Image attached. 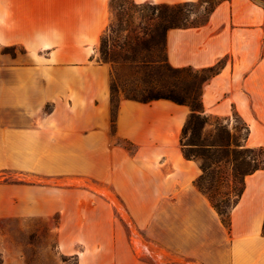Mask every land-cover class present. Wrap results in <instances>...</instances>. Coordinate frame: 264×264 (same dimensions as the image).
<instances>
[{"label": "crops", "instance_id": "0c3cea01", "mask_svg": "<svg viewBox=\"0 0 264 264\" xmlns=\"http://www.w3.org/2000/svg\"><path fill=\"white\" fill-rule=\"evenodd\" d=\"M256 8L252 0L224 1L206 25L169 30L166 53L174 68L202 70L222 63L204 86L205 112L228 118L235 110L250 130L246 146L264 148V52L237 51L238 35L262 22ZM109 26V0H0V47L21 48L36 64L46 63L11 68L18 76L11 81L24 92L22 99L55 108L46 117L54 126L26 127L18 145L3 148L0 165L38 173L85 172L112 187L136 230L149 240L150 254L165 251V264H264V170L245 178L228 229L194 185L199 163L182 154L188 106L121 99L112 133V66L97 58ZM46 87L51 95H45ZM59 108L70 113L61 115ZM6 189L10 196L0 200V218H43L62 211L60 199H50L44 187Z\"/></svg>", "mask_w": 264, "mask_h": 264}, {"label": "rangeland", "instance_id": "374dc122", "mask_svg": "<svg viewBox=\"0 0 264 264\" xmlns=\"http://www.w3.org/2000/svg\"><path fill=\"white\" fill-rule=\"evenodd\" d=\"M252 1L257 6L256 13L260 12L262 15V22L258 27H245L244 34L238 35L237 51L243 53L264 52V0ZM133 2L135 0H109L110 25L116 23L118 7ZM241 7L244 8L242 5ZM204 10L201 9L202 12ZM138 22L134 20L135 25ZM114 37L113 34L111 39ZM97 58L100 62V51ZM41 62L43 60L36 64L21 48L0 47V157H3V148L20 143L21 134L26 127L54 126L51 119L49 123L46 119L55 109L53 104L41 106L35 101L22 99L24 92L11 81L18 77L11 74V68L46 65ZM112 78L113 73L111 81ZM117 86L114 103L126 99L121 92L120 81ZM44 91L45 95L52 94L51 87H46ZM57 110L61 115L70 113L68 108ZM212 117L211 125L204 131V137L209 139L215 133L216 124L220 123L221 126L228 127L231 133V149L234 148V143L244 144L246 131L239 117L233 113L228 118L218 117L220 120L217 121ZM43 120H46L44 124ZM111 131H116L113 104ZM45 142L46 146H52V138L47 137ZM119 142L130 150L133 149V146L124 141ZM222 168L221 190L228 193L234 185L240 188V179L233 178L231 164ZM13 185L44 187L50 199H60L62 211L43 218H0V264H153L151 260L155 259L159 264H165V251L157 249V253L150 254L147 248L151 246L149 240L141 231L136 230L113 188L91 180L85 172L38 173L21 167L0 165L2 203L10 196L6 186ZM234 200L235 197H231V201Z\"/></svg>", "mask_w": 264, "mask_h": 264}, {"label": "trees", "instance_id": "16d2710c", "mask_svg": "<svg viewBox=\"0 0 264 264\" xmlns=\"http://www.w3.org/2000/svg\"><path fill=\"white\" fill-rule=\"evenodd\" d=\"M224 1L228 0H198L174 5L149 2L120 5L116 9V23L110 25L101 38L100 62L111 64L113 69L111 97L114 115L118 103H114L113 99L118 92L119 81L127 100L141 103L168 100L189 107L190 114L180 138L182 154L186 160L199 163L201 175L194 185L207 196L222 223L229 229L231 212L243 194L245 178L264 170V148L246 146L250 130L235 110L233 114L243 121L246 131L244 144L234 143L231 149V133L220 123L216 124L215 133L209 139L204 137V131L211 125L213 117L205 112L203 90L220 72L222 63L202 70L174 68L169 64L166 53L169 30L206 25L217 6ZM111 8L115 11L113 5ZM201 9L205 10L202 12ZM134 20L139 21L137 25ZM113 34L115 37L111 39ZM215 120L220 119L215 117ZM228 164H231L233 178L240 179V188L234 185L225 193L221 190V170ZM231 197H235L233 202Z\"/></svg>", "mask_w": 264, "mask_h": 264}]
</instances>
